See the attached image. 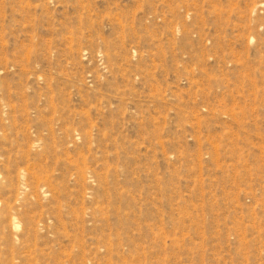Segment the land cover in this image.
<instances>
[{
    "label": "rangeland",
    "instance_id": "obj_1",
    "mask_svg": "<svg viewBox=\"0 0 264 264\" xmlns=\"http://www.w3.org/2000/svg\"><path fill=\"white\" fill-rule=\"evenodd\" d=\"M0 264H264V0H0Z\"/></svg>",
    "mask_w": 264,
    "mask_h": 264
}]
</instances>
